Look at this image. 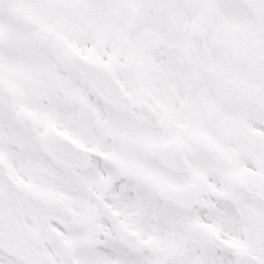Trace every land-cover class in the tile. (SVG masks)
Masks as SVG:
<instances>
[{"label":"snow or ice","instance_id":"6c2138e0","mask_svg":"<svg viewBox=\"0 0 264 264\" xmlns=\"http://www.w3.org/2000/svg\"><path fill=\"white\" fill-rule=\"evenodd\" d=\"M0 264H264V0H0Z\"/></svg>","mask_w":264,"mask_h":264}]
</instances>
